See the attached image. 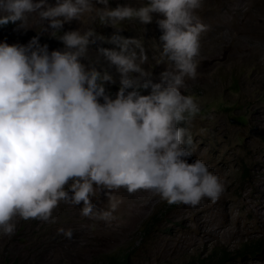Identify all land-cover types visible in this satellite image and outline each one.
Returning a JSON list of instances; mask_svg holds the SVG:
<instances>
[{
    "label": "clouds",
    "instance_id": "obj_1",
    "mask_svg": "<svg viewBox=\"0 0 264 264\" xmlns=\"http://www.w3.org/2000/svg\"><path fill=\"white\" fill-rule=\"evenodd\" d=\"M139 3L0 0V26L39 24L26 44L0 41V234L15 233L16 217L55 223L61 202L79 206L84 217L111 221L121 203L113 191L121 188L151 190L168 204L190 206L214 202L225 191V179L203 160L188 162L194 148L187 125L201 107L181 88L186 77L197 76L195 58L208 27L198 16L203 0ZM153 13L163 16L153 57L165 65L158 81L145 67L143 42L118 34L122 21L148 24ZM85 14L117 29L108 41L115 48H97L119 74L114 96L105 87L115 83L113 75L84 62L89 45L103 39L93 27L64 32L62 49L39 42L40 32L55 37ZM98 193L106 207L94 200ZM57 231L73 236L71 228Z\"/></svg>",
    "mask_w": 264,
    "mask_h": 264
},
{
    "label": "rangeland",
    "instance_id": "obj_2",
    "mask_svg": "<svg viewBox=\"0 0 264 264\" xmlns=\"http://www.w3.org/2000/svg\"><path fill=\"white\" fill-rule=\"evenodd\" d=\"M118 4L140 6L139 0H110V7ZM152 15L148 24L122 21L118 34L143 42L145 67L158 81L165 65L153 57L158 58L157 20L163 16ZM198 16L208 27L195 58L197 76L186 77L181 88L201 107L187 125L194 148L188 162L201 159L225 179L219 199L168 204L151 190L121 188L113 191L121 203L111 221L84 217L79 206L61 202L55 223L14 218L15 233L0 234V264H264V0H203ZM19 23L1 28L0 41L26 44L38 35L35 19L33 29ZM87 27L103 39L89 45L84 62L113 75L115 83L105 87L114 96L119 74L97 48L116 47L108 42L116 28L85 14L65 23L55 37L51 30L40 32L39 42L50 51L62 49L59 36ZM94 200L107 206L103 193ZM59 228H71L72 238Z\"/></svg>",
    "mask_w": 264,
    "mask_h": 264
},
{
    "label": "bare ground",
    "instance_id": "obj_3",
    "mask_svg": "<svg viewBox=\"0 0 264 264\" xmlns=\"http://www.w3.org/2000/svg\"><path fill=\"white\" fill-rule=\"evenodd\" d=\"M122 199H123V198H122ZM120 200H121V199H120ZM125 200H126V199H125ZM128 202H129V201H128ZM125 204H126V202H125ZM138 204H139V203H138ZM126 206H127V205H126ZM129 206H130V205H129ZM129 206H128V207H129ZM128 207H127V208H128ZM128 210H129V209H128ZM133 210H134V209H133Z\"/></svg>",
    "mask_w": 264,
    "mask_h": 264
},
{
    "label": "trees",
    "instance_id": "obj_4",
    "mask_svg": "<svg viewBox=\"0 0 264 264\" xmlns=\"http://www.w3.org/2000/svg\"><path fill=\"white\" fill-rule=\"evenodd\" d=\"M5 26H6V25H4V26H0V29L3 28V27H5Z\"/></svg>",
    "mask_w": 264,
    "mask_h": 264
}]
</instances>
